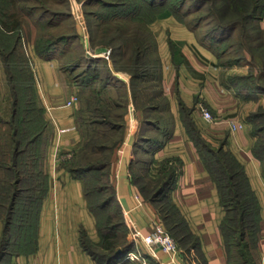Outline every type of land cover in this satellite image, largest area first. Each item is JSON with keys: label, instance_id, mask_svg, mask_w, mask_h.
I'll return each mask as SVG.
<instances>
[{"label": "crops", "instance_id": "0c3cea01", "mask_svg": "<svg viewBox=\"0 0 264 264\" xmlns=\"http://www.w3.org/2000/svg\"><path fill=\"white\" fill-rule=\"evenodd\" d=\"M22 21L21 18L22 43L30 52L36 97L46 122L41 141L46 183L42 192L34 195L37 198H28L36 209L35 215L18 217L8 226L0 264H105L93 254L101 236L97 216L89 207L83 177L74 175L68 164L83 141L77 122L78 102L66 104L73 95H78L79 85L63 68L58 52L42 56L35 51L34 29ZM155 23L160 84L167 99L166 108L161 111L162 122L143 125L144 112L134 105L131 96V76L118 75L128 99L123 140L111 162L112 186L121 211L130 215L143 234L152 230V219L162 222L156 204L133 181V170L138 168L137 173L144 170L147 178L154 179L165 165L172 166L169 199L195 235L198 246L188 250L177 242L179 250L171 254L159 247L150 249L138 241L140 252L149 260L146 264L152 261L154 264H227L221 232L225 211L217 185L190 136L188 127L193 125L206 140L222 145L243 165L260 214V237L252 253L256 264H264V152L256 146L260 132L250 118L258 105L264 111V91L255 93L254 101L243 98L227 76L245 74L247 65L228 67L223 78L216 53L189 26L170 16ZM198 101L211 109L215 115L213 122L201 124L194 109ZM164 134L158 145L139 144L145 137L155 139ZM24 197L18 201L25 206L28 201ZM4 228L0 218V244Z\"/></svg>", "mask_w": 264, "mask_h": 264}, {"label": "rangeland", "instance_id": "374dc122", "mask_svg": "<svg viewBox=\"0 0 264 264\" xmlns=\"http://www.w3.org/2000/svg\"><path fill=\"white\" fill-rule=\"evenodd\" d=\"M102 1L0 0V18H2L3 14H8L7 16H9L10 22L13 19H20L21 21L22 18V24H30L34 29L35 37L32 42L34 49L35 42L42 45L44 41L59 39L65 34V38L63 37L57 42L56 47H54L51 53L58 52L60 54L62 66L67 70L69 77L79 85L77 109L79 110L78 118L83 132V141L81 149L70 160V164L80 169L89 165L92 167H100L99 169H92L87 173V177L89 178L85 183V189L88 190V202L96 211L99 226L102 230H106L105 226L108 224L107 221L114 225L112 230L116 232L117 237L114 241L118 245L116 247L117 249L118 247L121 249L125 243L135 245L134 248L132 247V249L128 250L125 256L117 262L121 261L122 264H146L149 260L144 253L140 252L139 245L133 240L130 230L125 223V214H123L116 201L110 202L105 208H100L112 191L110 186L112 184L111 162L115 150L122 143L123 138L121 139V136L125 132L124 125L123 130H112L109 128L110 123L118 125L123 122L124 124L128 111V101L126 104L127 90L118 75L125 73L131 76L129 70L133 69L134 46H139V41L142 40H150L151 38L156 40L158 27L155 22L157 20L164 21L170 16L181 23L186 21L190 25H198L199 30H197V34L195 33L196 37L199 35L204 36L207 32H210L211 27L226 25L234 20L242 22L249 12L254 11V0H245L244 2L243 0H205V2L201 0H167V3L159 8L145 9V14L138 20L133 18L131 13L130 15L129 12H122L123 10H128V8H133L134 4H131V0H125V4H121L120 2V4L118 3L119 6L109 7L104 5V1ZM258 4L261 7L254 12L256 18L248 19V23L243 21L242 28L240 27L234 30L231 36L227 37L224 34L225 38L218 48L225 49L230 44H233L234 47L232 50L229 48L230 52H226L222 58V64L220 65L221 70H223V78L227 74L226 70L228 67L247 65V68H245L247 72L245 74L253 71L255 79L258 77L257 82L260 81V85H264V78L260 77L264 70V0H259ZM177 8L187 11L186 15H183L185 21L175 16L172 11L166 15L159 14L163 9L172 10ZM212 35L213 38H217L222 33L216 31ZM254 36L260 37L256 43H262L263 48H253L250 45V38ZM118 45L123 46L120 51H126L127 55L124 58L122 56L123 53L121 56L116 54L115 59H117V62L114 63L112 54L114 49L119 51L117 48H114V46L116 47ZM248 47L251 52H249ZM20 49L24 53L31 70L30 52L28 48L22 43ZM107 49H110L108 57L102 54ZM87 50L94 55H90ZM153 54L155 56L156 52L151 55ZM237 56H244L241 59L246 58L248 61L245 62L243 60L239 63L231 64V59ZM251 61L254 64L250 67V64L247 62ZM6 67L4 59L0 55V116L7 119L12 109L11 87L23 88L26 86L28 83V72L23 68L22 56L17 54L10 57L8 67ZM7 69L12 71L15 76L12 78V81L9 79ZM230 75L244 74H228L227 77ZM246 87L243 82L234 85V88H239L242 92L241 96L247 100L254 101L257 99L255 93H263V91H256L254 93L253 89L248 90ZM89 89L93 90L89 91ZM197 104H202L215 117L207 104L202 101L195 103V105ZM97 105L99 107L96 109ZM259 108L260 105L257 106L256 111ZM260 123L261 120L254 121V125ZM204 141H198L196 146L198 152H202L203 154H206L208 149L213 151L217 150L220 145L209 142L206 139ZM261 141L264 142V132H261L259 135L257 147ZM39 152L40 156L42 151ZM221 154L223 160H226V157L228 158L226 152ZM40 159L42 160L41 157L38 160ZM139 164L143 165V163ZM211 167L216 175L223 176L218 172L220 170L218 162H213ZM33 169L35 171L37 170L36 168ZM136 169L138 168L133 170L134 176L139 175L141 177L138 180L139 183H145V181L149 180L146 179L147 176H145L144 170H139L140 172L137 173ZM11 180H13L12 176L7 171L4 169L0 170V216L2 217H5L7 213L6 207H2V203L7 202V197H4V193L1 194L2 187L6 185V182ZM227 183V179L223 178L220 180V185L222 184V198L229 209L232 205H237V203L231 201L234 187L232 188ZM149 185L151 186V184ZM165 209H167V206ZM234 211L231 213H234ZM160 218L167 229V222L165 223L162 213H160ZM227 225V230L230 232V228L235 226L236 222L230 220L227 221ZM171 235L173 236V234ZM174 239L176 240L175 237ZM231 251L233 253L234 249L231 248ZM152 264H154V261H152Z\"/></svg>", "mask_w": 264, "mask_h": 264}, {"label": "trees", "instance_id": "16d2710c", "mask_svg": "<svg viewBox=\"0 0 264 264\" xmlns=\"http://www.w3.org/2000/svg\"><path fill=\"white\" fill-rule=\"evenodd\" d=\"M103 1L104 5L108 7L119 6L118 3L120 4V2L121 4L126 3L125 0ZM201 1L205 2V0ZM244 1L245 0H243V2ZM131 2V4H134L133 8H128V10H123L122 12H129V14L131 13L133 15V18L138 20L145 14V9L159 8L166 4L167 0H131ZM258 3L259 0H254V11L249 12L247 17L243 20L244 22L248 23V19L251 20L256 18V14H254V12H256L261 7ZM171 11L175 16L185 21L183 15H186L187 11L181 8L172 10L163 9V11H160L159 14L166 15ZM7 15L3 14L2 18H0V55L2 56V59H4L5 66L7 67L10 57L15 56L16 54L22 56L23 68L28 72V83L23 88L15 87V89L13 86L11 87V114L7 119L0 116V170L4 169L5 171H7L13 179L5 183L6 185L2 187L1 192V194L4 193V197H7V202L2 203V207H6L7 213L5 217L0 216V218L4 221L5 227L3 239L0 244V256L3 252V248H5L7 244L8 226L14 219L16 220L18 217H29L35 215L36 209L34 205L32 206V203L28 201V198H37L35 196L39 195L42 192L43 186L46 183V175L42 168L44 150L42 148L43 144L41 143V141L43 132L46 129L43 109L38 104L33 74L28 66V62L25 58L24 53L20 51V48L22 46L21 21L20 19H13L10 22L9 16ZM242 22L239 20H234L226 25L211 27L210 32H207L204 36L197 35V38L207 44L208 47H210L216 53L219 63L222 64V58L224 54L226 52H230L229 50H232V48L234 47L233 44H230L228 45V48H218L225 38L224 34H226L227 37L231 36L234 30L239 29L240 27L242 28ZM185 24L189 26L194 31V33L197 34V30H199L198 25H190L187 22ZM146 27H148V25H146ZM216 31L221 32L222 35H218V37H215V39L212 37V34L216 33ZM64 36L65 34H63V37ZM63 37L52 41H44L42 45H39L38 42H35L36 52L42 56L49 55L54 47H56L57 42ZM259 39L260 37L256 36L250 38V45L253 48H263L264 46L262 43H256L259 41ZM146 40L139 41L140 45H135L136 47L134 46V54L132 60L133 69L129 71L131 73V96L133 103L136 107L142 109L144 112L143 125L152 126L160 123V121H163L164 117L162 116L161 111L166 108L167 99L163 94L160 84L161 65L159 58L157 56V53L155 56L154 54L151 55L152 53L156 52V40L152 38L150 40ZM114 48H117V50H119L116 51V49H114L112 54L113 61L115 63L117 62V59H115L116 54H119L121 56V54L123 53L122 56L124 58L127 54L126 51H120L123 48L122 45H118L116 47L114 46ZM248 50L249 52H251L250 48ZM243 57L244 56H237L236 58L234 57V59L232 58L231 64L239 63L243 60H245V62L248 61L246 58L241 59ZM247 63L250 64V67L254 64L253 61ZM7 72L10 77L9 79L12 81V78L15 77L14 74L8 69ZM260 77L264 78V70L263 74ZM228 78L233 86L235 84H239V82H243L245 86H247L246 88H248V90L253 89L254 93L256 91H264V85H260V81L257 82L258 77L255 79L253 71H250L249 73L244 75H230ZM91 90L93 89H89V91ZM236 90L238 91V93L242 94L239 88H236ZM127 101L128 99H126V104ZM98 107L99 106L97 105L96 109ZM153 110H155V112ZM78 113L79 110L77 109V122L80 127L81 133L83 134L78 118ZM250 118H252V120L254 121L261 120L260 124L255 125V129L257 132H264L263 109L260 107L259 110L256 111V113H252L250 115ZM123 125V122L119 123L118 125L115 123H110L109 128H111L112 130H123ZM188 130L195 143V146H197L198 141H204L205 138L193 125L189 126ZM164 137L165 134L162 137H155V139L151 137H145V139L140 140L139 144H143V146L145 145L146 147H149L153 144L158 145V143H160V141H162ZM122 138L123 135L121 136V139ZM258 148L260 152L264 151L263 141L259 143ZM39 151H42L40 156ZM225 152L226 155H228V158L226 157V160H223L221 158V153ZM257 153L259 152L257 151ZM199 154L201 155L205 166L207 167L211 177L217 185L220 202L225 211L221 222V232L226 248L227 264H256L255 258L252 253V248L255 247L258 238L260 237V214L256 195L251 188L243 165L232 152L223 148L222 145H219L217 150L213 151L211 149H208L206 154H203L202 152H199ZM39 157H41L42 160H38ZM211 161L219 163L220 170L218 172L223 176H219L214 173L211 167V165H213V162ZM70 163L71 161H69L68 164L72 173L74 175L83 177L84 189L85 183L89 178L87 177V173L92 169L100 168L98 166L92 167L89 165L80 169L71 166ZM33 168H36L37 170L35 171ZM139 178H141L139 177V175L134 176L133 181L138 185L142 194H144L147 198H149L156 204L159 212L162 213V217L165 220V223L167 222V229L176 238L178 244L188 250L191 248L197 249L198 241L195 235L190 232L185 221L169 199V189L173 181L172 166L168 167L167 165H165L161 170V174H159L157 177H154V179L146 177V179L149 180L145 181V183H139ZM223 178L227 179V185L231 186L232 188L234 187L231 201L236 202L237 205H232L229 209L225 205L221 193L222 184L220 185V180H222ZM148 184H151V186H148ZM110 186L112 191L104 200L102 205L103 207L101 206L100 208L107 207V205L112 201H116V203L118 204L114 188L112 184ZM85 193L88 197V190L85 189ZM23 195L25 196L24 198L26 199V201H28L25 206L23 204H20V201H18L19 197ZM166 206L167 209H165ZM89 207L96 215V211L93 209L90 203ZM232 211H234V213H231ZM230 220H234L236 222V225L231 227L229 232L227 230V221ZM97 223L101 241L99 245L96 246L95 249H93V254L98 261H102L105 264H113L120 258L124 257L128 250L132 249V247H135V245L132 243H125L121 247V249H119V247L117 249L116 247L118 245L116 241H114L117 237L116 232L112 230L114 228V225L112 223L110 224L107 221L108 224H106L105 226L106 230H102L99 226L98 219ZM231 248L234 249L233 253L231 251Z\"/></svg>", "mask_w": 264, "mask_h": 264}, {"label": "built area", "instance_id": "2783aa9c", "mask_svg": "<svg viewBox=\"0 0 264 264\" xmlns=\"http://www.w3.org/2000/svg\"><path fill=\"white\" fill-rule=\"evenodd\" d=\"M87 52L90 55H94L92 52L87 50ZM110 53V49H107L106 51H103L102 54H104L106 57H108V54ZM78 100V95H73L68 101H66L67 105H72L74 102ZM194 109L199 113V116L202 121V125H205V123H210L215 120V117L211 114V112L202 106V104L195 105ZM234 128L236 125H232ZM125 214V223L127 224L131 236L133 240L138 244V241H142L147 247L150 249H153L155 247H161L164 251L169 252L171 254H175L178 252L179 247L174 239V237L168 232V230L165 228L163 223L159 221L158 219H152L151 225L152 230L147 233L143 234L141 230L136 227L135 223L133 222V219L130 217V215L127 212H124Z\"/></svg>", "mask_w": 264, "mask_h": 264}, {"label": "water", "instance_id": "95a60500", "mask_svg": "<svg viewBox=\"0 0 264 264\" xmlns=\"http://www.w3.org/2000/svg\"><path fill=\"white\" fill-rule=\"evenodd\" d=\"M159 248H161V247L159 246Z\"/></svg>", "mask_w": 264, "mask_h": 264}]
</instances>
